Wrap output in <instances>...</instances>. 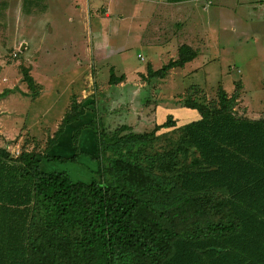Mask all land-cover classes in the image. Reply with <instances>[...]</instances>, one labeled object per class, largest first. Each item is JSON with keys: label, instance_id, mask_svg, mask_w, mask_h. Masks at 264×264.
<instances>
[{"label": "trees", "instance_id": "16d2710c", "mask_svg": "<svg viewBox=\"0 0 264 264\" xmlns=\"http://www.w3.org/2000/svg\"><path fill=\"white\" fill-rule=\"evenodd\" d=\"M197 56L183 44L161 68L149 62L145 78L163 79ZM22 72L36 96L30 69ZM125 79L111 69L110 84ZM241 90L240 81L231 94L220 86L207 101L193 88L181 105L200 118L178 127L181 137L165 151L154 149L167 134L157 132L176 126L173 115L148 132L129 124L109 132L95 120L102 129L93 131L91 181L42 169L44 161L78 160L89 125L74 132L72 156L48 150L86 113L80 102L44 151L14 156L0 146V264H264V116L238 114Z\"/></svg>", "mask_w": 264, "mask_h": 264}, {"label": "rangeland", "instance_id": "374dc122", "mask_svg": "<svg viewBox=\"0 0 264 264\" xmlns=\"http://www.w3.org/2000/svg\"><path fill=\"white\" fill-rule=\"evenodd\" d=\"M112 1L0 0V93L13 89L0 98V146L14 156L24 149L44 151L73 102H80L86 113L67 125L58 143L48 150L53 155L72 156L74 132L89 125L79 140L78 160L44 161L42 169L67 171L73 180L91 181L98 175L91 159L95 154L93 131L102 129L95 120L109 132L122 124L148 132L173 115L176 126L157 132L167 134L154 149L165 151L172 139L181 137L178 127L198 117L196 109L181 105L193 88H198V97L214 101L220 86L231 94L237 81L242 83L238 114L264 116V5L257 11L237 12L229 2L220 17L219 11H213L218 18L211 13V19L226 24L208 30L210 42L206 37L205 44L199 42L203 32L195 33L197 58L163 79L147 80L149 62L159 69L178 57L181 43L173 33L179 38L186 27L192 32L195 27L192 22L184 25L175 20V7L166 5L167 18L172 20L162 24L163 33L158 29V34L143 37L137 20L143 19L145 3L120 0L110 7ZM241 19L248 27H242ZM235 24L239 30L233 33L229 29ZM182 38L184 44L192 41L191 35ZM67 44L74 50L65 51ZM22 67L30 69L39 86L34 97L23 80ZM112 68L117 76L125 75L122 84L109 83ZM193 151L191 147V158Z\"/></svg>", "mask_w": 264, "mask_h": 264}, {"label": "crops", "instance_id": "0c3cea01", "mask_svg": "<svg viewBox=\"0 0 264 264\" xmlns=\"http://www.w3.org/2000/svg\"><path fill=\"white\" fill-rule=\"evenodd\" d=\"M116 1H120V0H115L109 3L110 7ZM142 1L145 3L147 7H145L146 9L144 11H142L143 19L137 20V24H139V26L142 27L141 28L142 30L138 28L141 36L144 37V35H147L148 33H150V35H154L153 33L158 34V29L161 33H163V31L160 29L162 27V24L170 22L169 20H172V19L167 18L168 13L165 9V6L172 5L175 7V10L177 11L175 20L177 21L181 20L185 22L184 25L188 24L189 22H192L191 25L195 27V29L193 28L194 32H192L193 30L191 27H186L183 31L179 32V38L177 37L176 34L173 33V38H176V40L179 41L182 45L184 44L183 38H182L183 35H186V36L191 35L192 41H189L188 43H185V44H190V46L192 47H195V42H197L195 33H198L200 30L201 32H203V40L199 38L200 39L199 42L201 41V43L205 44L206 37L208 41L210 42V36L208 34V30L215 31L217 26L218 27L225 26L226 23L223 24L222 21L221 23H219L218 19H211L216 16L215 14L212 13L213 11L215 10L219 11L220 13L218 16L220 17L222 12H224L225 10H228L227 7H229L228 5L229 2L232 4V6H234L233 10L237 12H246L248 11V9L251 11H257L260 5L261 6L264 5V0H184L181 2H171L169 0H142ZM256 1H258L259 3H257ZM204 6L206 7L203 8ZM150 7H153V8H150ZM211 13L213 14V17ZM123 15L126 17L125 13H123ZM204 19H208V20L204 21ZM240 21L242 22L243 28L248 27L249 24L247 22H245L243 19H241ZM232 26L233 27L230 28L229 30H231V32L233 33L238 32L239 27L236 24ZM151 30L157 31V32H152ZM222 31L224 30L220 29V32ZM198 37L199 35L197 36V38ZM64 50L71 52L74 49L72 45L67 44V46L64 47ZM189 63H187L186 65H188ZM140 73L143 74L144 72L140 71ZM199 118H200V115L198 114V117L194 120H197Z\"/></svg>", "mask_w": 264, "mask_h": 264}, {"label": "built area", "instance_id": "2783aa9c", "mask_svg": "<svg viewBox=\"0 0 264 264\" xmlns=\"http://www.w3.org/2000/svg\"><path fill=\"white\" fill-rule=\"evenodd\" d=\"M139 56H140V57H142V55H141V54H139Z\"/></svg>", "mask_w": 264, "mask_h": 264}]
</instances>
